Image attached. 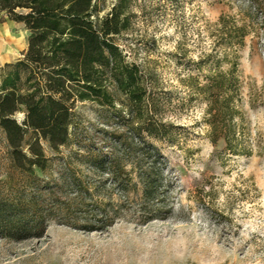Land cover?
<instances>
[{"label":"trees","instance_id":"16d2710c","mask_svg":"<svg viewBox=\"0 0 264 264\" xmlns=\"http://www.w3.org/2000/svg\"><path fill=\"white\" fill-rule=\"evenodd\" d=\"M105 1L0 0V18L29 32L22 56L4 63L0 77V239L40 238L52 220L98 231L121 218L144 224L172 214L173 181L150 140H169L171 124L158 117L148 73L128 62L116 42L129 26V0L104 11ZM227 23L221 15L216 25L220 46L231 50L248 30ZM212 50L193 61L199 72L207 67L203 80L188 75L180 81L190 99L205 102L209 140H222L227 153L249 155L237 55L225 51L228 66L221 68ZM82 101L112 117L122 102L128 117L122 125L99 127L96 138L95 129L78 130L75 106ZM17 112L24 113L21 122Z\"/></svg>","mask_w":264,"mask_h":264},{"label":"rangeland","instance_id":"374dc122","mask_svg":"<svg viewBox=\"0 0 264 264\" xmlns=\"http://www.w3.org/2000/svg\"><path fill=\"white\" fill-rule=\"evenodd\" d=\"M115 1L106 0L104 11ZM257 3L129 0L128 29L115 39L125 59L148 73L159 102L158 117L171 124L169 140H150L165 156L173 181L172 214L144 224L121 218L98 231L52 220L40 238H1L0 264H264V5ZM221 15L228 26L232 21L245 24L242 45L231 50L220 46L216 22ZM28 33L23 23L0 18V38L5 41L0 47V77L4 63L22 56ZM211 50L221 58V68L228 66L225 51L237 55L249 155L227 153L222 140L216 145L209 140L205 102L190 99L180 81L188 75L203 80L207 67L199 72L193 61ZM123 105L117 103L121 111L112 117L108 109L77 102L78 130L95 129L97 138L99 127L122 125L128 117ZM145 110L143 106V115ZM15 118L21 122L24 113L17 112Z\"/></svg>","mask_w":264,"mask_h":264},{"label":"crops","instance_id":"0c3cea01","mask_svg":"<svg viewBox=\"0 0 264 264\" xmlns=\"http://www.w3.org/2000/svg\"><path fill=\"white\" fill-rule=\"evenodd\" d=\"M4 40L0 38V44H3L2 46H4Z\"/></svg>","mask_w":264,"mask_h":264},{"label":"bare ground","instance_id":"6f19581e","mask_svg":"<svg viewBox=\"0 0 264 264\" xmlns=\"http://www.w3.org/2000/svg\"><path fill=\"white\" fill-rule=\"evenodd\" d=\"M3 44H0V47H2V48H4V46H5V42H4V46H2Z\"/></svg>","mask_w":264,"mask_h":264}]
</instances>
